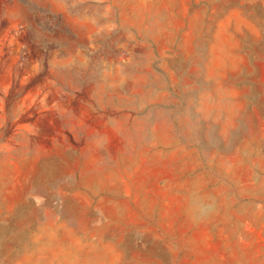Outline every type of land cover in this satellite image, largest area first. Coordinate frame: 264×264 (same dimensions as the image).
I'll list each match as a JSON object with an SVG mask.
<instances>
[{
	"label": "rangeland",
	"instance_id": "rangeland-1",
	"mask_svg": "<svg viewBox=\"0 0 264 264\" xmlns=\"http://www.w3.org/2000/svg\"><path fill=\"white\" fill-rule=\"evenodd\" d=\"M0 264H264V0H0Z\"/></svg>",
	"mask_w": 264,
	"mask_h": 264
}]
</instances>
